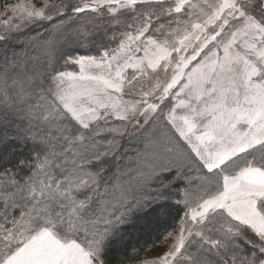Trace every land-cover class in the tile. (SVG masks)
<instances>
[{"label": "snow or ice", "instance_id": "1", "mask_svg": "<svg viewBox=\"0 0 264 264\" xmlns=\"http://www.w3.org/2000/svg\"><path fill=\"white\" fill-rule=\"evenodd\" d=\"M0 264H264V0H3Z\"/></svg>", "mask_w": 264, "mask_h": 264}, {"label": "trees", "instance_id": "2", "mask_svg": "<svg viewBox=\"0 0 264 264\" xmlns=\"http://www.w3.org/2000/svg\"><path fill=\"white\" fill-rule=\"evenodd\" d=\"M2 2L3 0H0V3ZM28 151L29 147H25L22 141H14L4 154L14 152L16 156H24L27 155ZM164 227L165 222L157 221L151 215L139 218L134 225L124 228L125 243L123 246H118L113 250L112 258L115 260L119 255L130 254L133 248L150 243L152 238L157 236Z\"/></svg>", "mask_w": 264, "mask_h": 264}, {"label": "rangeland", "instance_id": "3", "mask_svg": "<svg viewBox=\"0 0 264 264\" xmlns=\"http://www.w3.org/2000/svg\"><path fill=\"white\" fill-rule=\"evenodd\" d=\"M77 49H79V48H77ZM76 53H80V54H83L84 53V50H74ZM160 251V249H154L153 251H152V253H150L151 255H155V254H157V252H159Z\"/></svg>", "mask_w": 264, "mask_h": 264}]
</instances>
